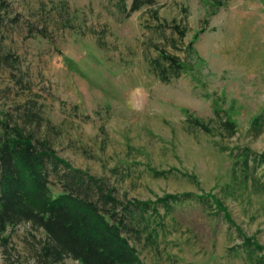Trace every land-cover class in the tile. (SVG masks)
Wrapping results in <instances>:
<instances>
[{
    "label": "rangeland",
    "instance_id": "374dc122",
    "mask_svg": "<svg viewBox=\"0 0 264 264\" xmlns=\"http://www.w3.org/2000/svg\"><path fill=\"white\" fill-rule=\"evenodd\" d=\"M10 1L22 22L4 32V43L19 64L13 72L0 70V120L14 114L24 122L19 108L36 104L53 122L48 133L43 125L41 136L48 135L73 166L116 188L120 199L220 196L232 162L216 142L264 152V131L250 132L264 112V0H229L221 8L213 0H157L129 15L119 11L118 0H66L60 11L55 8L61 0ZM127 2L130 7L132 0ZM173 20L187 28L184 39L160 27ZM160 49L188 60L192 70L162 81L156 69ZM214 108L238 125L236 136L212 137L190 122L216 119ZM150 168L180 173L156 176ZM53 190L58 193L59 186ZM226 200L230 220L197 198L158 205L157 243H136L144 263L254 264L240 248L239 231L264 245V192ZM7 234L10 244L0 241V264H39L43 229L22 223ZM65 264L82 263L67 258Z\"/></svg>",
    "mask_w": 264,
    "mask_h": 264
},
{
    "label": "trees",
    "instance_id": "16d2710c",
    "mask_svg": "<svg viewBox=\"0 0 264 264\" xmlns=\"http://www.w3.org/2000/svg\"><path fill=\"white\" fill-rule=\"evenodd\" d=\"M157 0H118L117 7L129 15L146 7H154ZM213 7L221 8L229 0H213ZM60 11L68 2L61 0ZM10 0H0V70L13 72L19 64L18 56L4 43V32L14 30L22 22ZM160 21L159 12H153ZM70 15V13H68ZM160 27L171 28L181 39L187 35L177 20L162 22ZM34 33L46 36V31L34 29ZM194 40L185 45L188 54L194 49ZM176 46V43H175ZM177 47V46H176ZM156 60L159 78L169 82L193 68L188 60L164 49L159 50ZM8 89H11L8 87ZM216 119L209 121L190 118L201 131L221 139L236 136L238 125L223 110L215 109ZM24 122L7 115L0 120V241L10 244L7 234L22 223H30L45 233L39 241L37 261L39 264H65L73 258L82 264H145L137 242L154 246L160 235L156 226L161 218L158 205L171 207V203L182 198H197L216 207V214L231 219L227 198L241 199L247 192H264V152L250 146L218 140L222 152H228L232 162L230 181L222 189V195L214 193L194 194L192 192L165 194L153 200L120 199L116 188L108 186L103 178L73 166L61 156L53 140L41 136V129L47 123L46 133L52 121L39 112L36 104L20 107L17 113ZM216 120L217 124H213ZM264 131V112L257 115L250 132L255 136ZM150 170L156 176H168L178 170ZM184 174V173H183ZM187 175L199 184L196 175ZM59 186L55 193L53 187ZM238 229V227H236ZM241 249L254 264H264V245L256 238L244 234Z\"/></svg>",
    "mask_w": 264,
    "mask_h": 264
}]
</instances>
